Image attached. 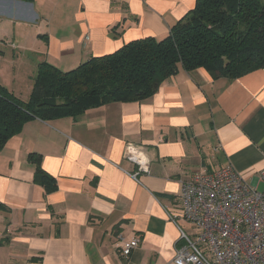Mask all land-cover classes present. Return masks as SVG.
Returning <instances> with one entry per match:
<instances>
[{
	"label": "crops",
	"instance_id": "crops-1",
	"mask_svg": "<svg viewBox=\"0 0 264 264\" xmlns=\"http://www.w3.org/2000/svg\"><path fill=\"white\" fill-rule=\"evenodd\" d=\"M195 4L0 0V29L8 18L34 29L31 40L23 30H0V47L36 74L42 62L67 72L132 41L165 38ZM129 143L149 160L138 180L125 157ZM38 158L57 183L52 192L35 180ZM226 166L264 190V68L237 79L180 70L145 101L29 121L0 152V263L175 264L181 231L195 229L167 211L180 210L193 174ZM133 239L138 247L123 256V241Z\"/></svg>",
	"mask_w": 264,
	"mask_h": 264
},
{
	"label": "trees",
	"instance_id": "trees-1",
	"mask_svg": "<svg viewBox=\"0 0 264 264\" xmlns=\"http://www.w3.org/2000/svg\"><path fill=\"white\" fill-rule=\"evenodd\" d=\"M200 68L229 79L264 68V0H196L165 38L132 41L67 72L42 62L27 101L0 83V152L29 121L76 120L110 103L142 102L180 70ZM37 163L35 180L54 191L55 179Z\"/></svg>",
	"mask_w": 264,
	"mask_h": 264
},
{
	"label": "built area",
	"instance_id": "built-area-1",
	"mask_svg": "<svg viewBox=\"0 0 264 264\" xmlns=\"http://www.w3.org/2000/svg\"><path fill=\"white\" fill-rule=\"evenodd\" d=\"M125 157L136 167L130 173L135 180L149 172L141 147L127 144ZM178 212L195 234L181 231L175 264H264V190L250 186L232 166L193 174L183 183L180 210L167 211L170 220ZM138 245V239L123 241L121 253L129 257Z\"/></svg>",
	"mask_w": 264,
	"mask_h": 264
},
{
	"label": "rangeland",
	"instance_id": "rangeland-1",
	"mask_svg": "<svg viewBox=\"0 0 264 264\" xmlns=\"http://www.w3.org/2000/svg\"><path fill=\"white\" fill-rule=\"evenodd\" d=\"M4 22L7 24L3 25L0 29L1 31L10 30L13 32L15 30L17 32V30H23L28 34L26 40L32 39L31 33L34 32V29L31 27L21 26L19 23L16 24L11 18L6 19ZM4 40V38H0V42ZM1 49L0 47V83L7 87L19 99L27 101L30 98L33 88L32 79L37 75L36 70L27 68L24 60L17 58V53H13L11 47L5 48L4 50ZM3 82L7 83V85Z\"/></svg>",
	"mask_w": 264,
	"mask_h": 264
}]
</instances>
